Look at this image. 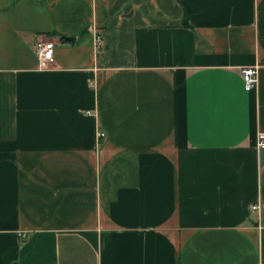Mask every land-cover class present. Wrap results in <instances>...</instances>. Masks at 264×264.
<instances>
[{
	"label": "crops",
	"instance_id": "crops-1",
	"mask_svg": "<svg viewBox=\"0 0 264 264\" xmlns=\"http://www.w3.org/2000/svg\"><path fill=\"white\" fill-rule=\"evenodd\" d=\"M260 131L264 0H0V264H264Z\"/></svg>",
	"mask_w": 264,
	"mask_h": 264
},
{
	"label": "built area",
	"instance_id": "built-area-1",
	"mask_svg": "<svg viewBox=\"0 0 264 264\" xmlns=\"http://www.w3.org/2000/svg\"><path fill=\"white\" fill-rule=\"evenodd\" d=\"M101 36H96L97 45L101 44ZM55 43L50 39H37L33 44V51L38 60L40 68H47L53 61ZM241 76L246 89H252L256 86V68L252 66H246L241 68ZM87 113L89 111H86ZM99 137H104V132H99ZM257 147L264 148V131H260L257 136ZM252 210L259 208V204L251 206Z\"/></svg>",
	"mask_w": 264,
	"mask_h": 264
},
{
	"label": "water",
	"instance_id": "water-1",
	"mask_svg": "<svg viewBox=\"0 0 264 264\" xmlns=\"http://www.w3.org/2000/svg\"><path fill=\"white\" fill-rule=\"evenodd\" d=\"M66 39H68V38H66Z\"/></svg>",
	"mask_w": 264,
	"mask_h": 264
}]
</instances>
